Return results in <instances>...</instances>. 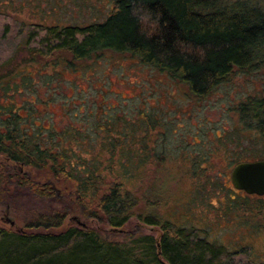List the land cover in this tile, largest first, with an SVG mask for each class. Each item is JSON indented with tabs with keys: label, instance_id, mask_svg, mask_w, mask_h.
<instances>
[{
	"label": "trees",
	"instance_id": "trees-1",
	"mask_svg": "<svg viewBox=\"0 0 264 264\" xmlns=\"http://www.w3.org/2000/svg\"><path fill=\"white\" fill-rule=\"evenodd\" d=\"M12 21L0 13V195L21 191L33 201L55 204L62 191L73 204L37 211L20 229L0 226V264H264L248 247L230 250L210 241L204 230L166 219L155 210L164 201L151 189L138 197L142 173L149 165L162 166L147 135L155 129L151 115L143 116L147 122L121 117L120 130L118 118L102 110L97 128L105 136L98 150L78 151L88 135H59L53 122L45 128L36 115L51 110L52 101H42L34 89L29 99L23 97L38 73L59 66L76 72L82 63L111 53L167 74L191 99L202 100L235 72L264 68V7L257 0H115L103 22L31 24L25 39ZM21 45L27 55L18 61ZM237 110L241 129L264 140V96H250ZM255 161L261 160L237 165ZM263 197L245 192L230 201L260 213ZM133 219L155 234L127 230ZM106 229L125 235L108 239Z\"/></svg>",
	"mask_w": 264,
	"mask_h": 264
},
{
	"label": "rangeland",
	"instance_id": "rangeland-1",
	"mask_svg": "<svg viewBox=\"0 0 264 264\" xmlns=\"http://www.w3.org/2000/svg\"><path fill=\"white\" fill-rule=\"evenodd\" d=\"M114 1L0 0V13L13 20L14 30H20L21 38L25 39L31 24L84 26L103 22L110 15ZM257 3L264 7V0ZM26 55L21 45L18 61ZM32 83L33 86L29 84L24 89L23 97L29 99L34 89L39 99L52 101L51 110L41 108L43 114H37L36 120H42L45 128L53 122L59 135L77 131L88 135L90 139L79 144L78 151L98 150L95 146L105 136L97 128L102 110H108L107 117L111 120L118 118L120 130L124 128V120L147 122L143 116L151 115L155 129H150L147 135L162 166L159 169L149 165L142 173L136 189L138 197H144L151 189L163 199L164 205L155 210L166 219L204 230L210 241L230 250L248 247L254 259L264 263V211L233 207L230 201L231 197L245 194L231 179L237 161H264V140L244 130L245 127L241 129L243 124L237 110L250 96H264V68L250 73L235 72L231 80L217 86L202 100L191 99L185 87L167 74L137 59L111 53L82 63L76 72L63 66L47 69L35 75ZM121 117L124 120H119ZM145 132H137L138 139ZM221 136L227 143L217 139ZM136 149L141 151V145ZM69 184L73 195L74 183ZM61 194L62 191L55 204L33 201L21 191L0 195L3 197L0 226L12 227L10 222H14L13 228L20 229L35 212L48 211L51 205L72 209L73 201ZM261 201L264 205V197ZM256 202V198L250 199L251 204ZM143 203L140 208L144 207ZM76 214H73L75 218L79 216ZM127 230L155 234L151 227H141L136 219ZM102 234L108 239H122L125 235L107 229Z\"/></svg>",
	"mask_w": 264,
	"mask_h": 264
},
{
	"label": "water",
	"instance_id": "water-1",
	"mask_svg": "<svg viewBox=\"0 0 264 264\" xmlns=\"http://www.w3.org/2000/svg\"><path fill=\"white\" fill-rule=\"evenodd\" d=\"M233 185L249 195L264 196V161L236 165L231 173ZM13 227L14 222H10Z\"/></svg>",
	"mask_w": 264,
	"mask_h": 264
}]
</instances>
